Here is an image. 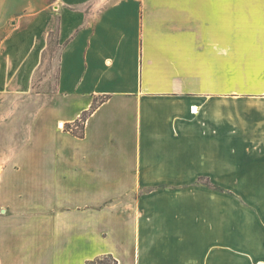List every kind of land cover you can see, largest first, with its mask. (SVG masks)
I'll list each match as a JSON object with an SVG mask.
<instances>
[{"label":"crops","instance_id":"0c3cea01","mask_svg":"<svg viewBox=\"0 0 264 264\" xmlns=\"http://www.w3.org/2000/svg\"><path fill=\"white\" fill-rule=\"evenodd\" d=\"M238 1L0 0V264L243 261H226L225 186L194 183L227 176L209 148L237 128L222 97ZM250 1L264 98V0ZM87 111L83 136L66 128Z\"/></svg>","mask_w":264,"mask_h":264},{"label":"rangeland","instance_id":"374dc122","mask_svg":"<svg viewBox=\"0 0 264 264\" xmlns=\"http://www.w3.org/2000/svg\"><path fill=\"white\" fill-rule=\"evenodd\" d=\"M235 3L238 7L232 14L235 13L240 20L236 19L235 27L227 29V45L232 47L227 46L226 49L225 94L222 100L226 107L227 123L236 122L237 128L229 129L227 126L225 145L218 148L210 144L209 148L211 155L219 151L221 158L215 163L221 168L226 167L227 176L220 178V182L203 176L194 183L209 187L219 186L221 189L225 186L227 190L225 230L234 233L232 239L226 241L230 245L226 249L227 263L230 258L235 259L236 254L242 253L244 259L239 264H258L260 260H264V124L261 115L257 121L251 120L250 108L252 105H264V98H260L261 92L256 90L250 79L251 1L241 0ZM59 48V44L53 42L47 50V67L53 64ZM55 79L56 76H53L51 83H55ZM254 84L258 88L264 87L260 79ZM209 158L202 160L203 164L213 162ZM7 179V183L13 184V177ZM2 183L4 177L0 176V184ZM230 189L240 191L233 192ZM196 251L204 252V247L201 245Z\"/></svg>","mask_w":264,"mask_h":264},{"label":"trees","instance_id":"16d2710c","mask_svg":"<svg viewBox=\"0 0 264 264\" xmlns=\"http://www.w3.org/2000/svg\"><path fill=\"white\" fill-rule=\"evenodd\" d=\"M94 109H95V106H93V109L92 110H94ZM89 113H90V111H87V112H85L82 115L83 122L86 121ZM66 128H70V125H67ZM73 131H74V133L76 135L83 136V130L82 131L73 130ZM88 264H118V262L111 255H103V256H100V257L95 258L94 260L89 261Z\"/></svg>","mask_w":264,"mask_h":264},{"label":"built area","instance_id":"2783aa9c","mask_svg":"<svg viewBox=\"0 0 264 264\" xmlns=\"http://www.w3.org/2000/svg\"><path fill=\"white\" fill-rule=\"evenodd\" d=\"M70 129L82 131L83 130V121L81 119L75 121L73 124L70 125Z\"/></svg>","mask_w":264,"mask_h":264}]
</instances>
